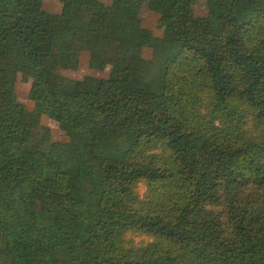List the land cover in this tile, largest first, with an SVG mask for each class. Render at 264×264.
Wrapping results in <instances>:
<instances>
[{
	"label": "trees",
	"instance_id": "16d2710c",
	"mask_svg": "<svg viewBox=\"0 0 264 264\" xmlns=\"http://www.w3.org/2000/svg\"><path fill=\"white\" fill-rule=\"evenodd\" d=\"M206 1L0 0V264H264V0ZM84 52L108 79L61 74Z\"/></svg>",
	"mask_w": 264,
	"mask_h": 264
},
{
	"label": "rangeland",
	"instance_id": "374dc122",
	"mask_svg": "<svg viewBox=\"0 0 264 264\" xmlns=\"http://www.w3.org/2000/svg\"><path fill=\"white\" fill-rule=\"evenodd\" d=\"M105 3H110L111 0H102ZM43 9L53 14L54 21H59L62 13V4L60 0H43ZM213 13V6L206 0H191L190 15L192 17H207ZM119 22L124 25L145 28L151 30L155 36L162 37L167 28V15H158L144 7L137 17L128 18L120 17ZM143 56L146 59H151L152 52L150 49H145ZM111 72V67L107 64V57L99 52H84L80 58L72 62L70 69L62 71L61 74L73 80H82L85 77L92 76L98 79H108ZM32 86V81L25 80L20 73H14L12 87L17 94L19 101L25 105L27 113L30 115L34 104L29 99V94ZM43 134L58 141L62 139L58 124L48 118L42 120ZM139 194L143 198L146 193V188L143 184L139 185ZM150 240L144 236H134L129 240L128 246L138 247L145 245Z\"/></svg>",
	"mask_w": 264,
	"mask_h": 264
}]
</instances>
